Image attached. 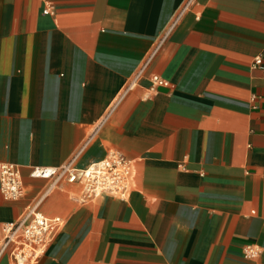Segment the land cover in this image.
Masks as SVG:
<instances>
[{
    "label": "crops",
    "instance_id": "obj_1",
    "mask_svg": "<svg viewBox=\"0 0 264 264\" xmlns=\"http://www.w3.org/2000/svg\"><path fill=\"white\" fill-rule=\"evenodd\" d=\"M186 1L0 0V164L25 189L0 192V230L47 187L33 167L132 164L123 202L51 190L36 264H264V0H195L162 39ZM158 44L140 83L169 86L122 96Z\"/></svg>",
    "mask_w": 264,
    "mask_h": 264
},
{
    "label": "built area",
    "instance_id": "obj_2",
    "mask_svg": "<svg viewBox=\"0 0 264 264\" xmlns=\"http://www.w3.org/2000/svg\"><path fill=\"white\" fill-rule=\"evenodd\" d=\"M195 0L186 3L174 15L170 24L164 30L162 39L175 27L181 16L191 8ZM48 11H45L47 13ZM159 44L152 50L131 82L125 88L122 96L136 87L145 91L144 98H148L156 88L168 87V83L157 76L149 77V86H143L140 81L144 72L156 53ZM252 67L264 73L261 58L252 62ZM105 119L96 127L97 131ZM94 131V132H95ZM78 155L57 168H36L29 170V176L44 179L48 185L38 193L26 210L15 220L8 221L0 230V259L7 257L10 264H36L46 254L48 247L54 241L57 233L63 227L59 217L47 218L39 210L41 203L54 187L61 183H82L83 199L96 200L108 197L118 201H126L130 193L132 164L119 151L111 150L107 156L99 161L78 166ZM0 192L5 200L16 201L24 197L21 168L13 163L0 164ZM260 251L251 245L244 247L243 256L255 259Z\"/></svg>",
    "mask_w": 264,
    "mask_h": 264
}]
</instances>
